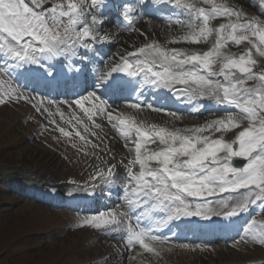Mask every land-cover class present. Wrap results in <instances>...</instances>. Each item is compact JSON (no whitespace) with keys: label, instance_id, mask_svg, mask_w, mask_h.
Masks as SVG:
<instances>
[{"label":"snow or ice","instance_id":"snow-or-ice-1","mask_svg":"<svg viewBox=\"0 0 264 264\" xmlns=\"http://www.w3.org/2000/svg\"><path fill=\"white\" fill-rule=\"evenodd\" d=\"M154 2H167L188 13L187 20L176 21L186 30L174 42L209 44L208 49L198 51L168 48L156 41L146 43L98 72L97 87L114 73L126 74L139 78L140 91L145 87L166 90L174 99L183 97L188 103L207 98L216 106L236 111L201 126L178 128L173 123L180 119L177 111L155 109L170 115L172 121L166 126L149 125L122 111L117 113L96 91L79 96L68 106L82 110L95 129L102 127L95 117L106 119L124 137V147L131 154V159L123 165L126 175L121 191L125 210L116 206L83 218L82 224L110 233L124 231L130 251L139 246L159 258L167 241L154 231L168 228L173 221L191 217L229 219L252 209H259L257 215L264 214V66L257 67L264 60V19L250 15L229 0ZM106 3L107 0H0V56L3 57L0 104L31 99L14 83L17 70L58 58H74L81 49L90 51L97 43L109 42L102 18ZM132 11L131 5L124 7L129 31L134 30ZM260 12L264 13V4ZM218 18L223 22L214 24ZM242 44H246L242 53L230 50V45ZM44 103L37 104L35 111L54 116L43 107ZM46 103L56 104L53 100ZM130 106L141 108L138 96L137 102ZM56 112L64 118L59 105ZM72 119L77 125L83 123L75 113L68 122ZM51 123L65 136L71 135L54 119ZM233 128L241 129L235 139L213 138L214 133ZM82 131L99 139L98 133L87 124ZM75 135L86 144L91 143L94 149L100 147L79 129ZM234 158L245 163L237 167ZM102 162L106 167H98L93 179L99 184L113 185L117 164H109L106 159ZM137 166L138 170H134ZM145 217L152 222L141 227L140 221ZM237 239L264 245V219L251 217Z\"/></svg>","mask_w":264,"mask_h":264},{"label":"rangeland","instance_id":"rangeland-1","mask_svg":"<svg viewBox=\"0 0 264 264\" xmlns=\"http://www.w3.org/2000/svg\"><path fill=\"white\" fill-rule=\"evenodd\" d=\"M229 2L250 15L264 19V13L260 12L264 0H229ZM180 12L188 15L183 10ZM137 16L134 30L119 31L120 38L124 37V40L113 50L115 55L118 52L132 50L148 39L154 40L156 37L162 41L169 40L170 48L206 51L210 46L203 43L187 44L183 41L176 43L174 38L186 29L182 30L174 22L164 23L151 16ZM220 22H223L220 18L213 21L217 25ZM140 32L145 35H141ZM229 47L236 54L246 50V44ZM262 66L264 60H260L257 65V67ZM17 85L20 86L21 92L31 99L0 104V264H142L144 262L152 264L151 261L153 264H264V245L239 240L238 236L227 241L203 244L194 241L189 243L169 241L168 246L163 245L165 256L155 259L150 253L142 254L143 250L130 251L126 247L125 250H121L119 239L109 231L82 224L83 218L108 211L116 206L125 210L123 201H109L106 196L113 186H117L116 182L119 183L125 178L126 170L123 165L131 159V154L124 147L125 139L111 128L106 119L96 117V123L102 126L96 129L99 139L88 136L89 141L100 144V147L94 149L91 143L86 144L75 135L77 129L83 135H88L82 131L85 123L77 125L75 119H72L71 123L68 122L73 113L83 120L85 117L83 113L80 115L72 111L62 100L47 105L46 102L52 100L50 97L39 95L26 85L24 87L20 83ZM41 101L45 102L43 107L53 112L54 116L48 117L44 112L35 111V106ZM115 104V106L125 105L121 102ZM57 105L61 111H67L63 119L56 112ZM141 109L140 117L151 123L166 125L172 121L170 115L164 111H156L154 107L144 106ZM177 113L180 119L173 123L178 128L201 126L225 115L212 111L200 114ZM52 119L71 135L65 136L59 132L58 127L51 123ZM240 130L233 128L223 133H214L213 138L223 137L225 140H233ZM105 145L108 150H105ZM108 152H111V156L108 155L106 158L108 163L117 164L116 181L112 187L99 184L98 180L93 179L98 167H106L102 162L104 159L101 161L99 157ZM134 170H138V166ZM51 181L59 182L58 189L61 191L51 186L53 184ZM89 188H93L99 197L94 203L97 208L92 211L64 209L61 205L41 203L28 196L30 193H48L50 190H56L63 197L52 199L57 200L58 204H64L67 201L65 193L68 190ZM101 201L110 203V206L104 207ZM253 218L264 219V215L255 214ZM134 222L133 219V225ZM132 256L136 258L132 259ZM143 258H145L144 262L141 261ZM138 259L142 263H139Z\"/></svg>","mask_w":264,"mask_h":264},{"label":"bare ground","instance_id":"bare-ground-1","mask_svg":"<svg viewBox=\"0 0 264 264\" xmlns=\"http://www.w3.org/2000/svg\"><path fill=\"white\" fill-rule=\"evenodd\" d=\"M150 1H154V0H150ZM145 3L147 5L149 4L148 1H146ZM123 5L124 6L125 5H131L132 7H134V4L131 2V0H125L124 3H123ZM106 7H107V4H106ZM172 8H175V7L172 5ZM164 15L165 16H171L172 14H168L167 15L166 13H164ZM131 17H132V15H131ZM120 20H124V19H120ZM103 30L105 32H107L109 34V36H110V42L112 43V48H111L110 52L109 51H107V52H108V55H112V52H111L112 49H114V47H118L119 44H120V42H122L124 40V37H122L117 42H115L114 41V35L116 33L112 31L113 29L110 26H108V27L103 28ZM153 41H156V42L160 43L161 45H165L168 48H170L169 47V40L162 41L158 37H156L154 40L148 39V41L142 43L141 46H143L146 43H151ZM98 44L100 45L101 42L98 43ZM137 48H139V47H137ZM136 49H134L132 51H129V52H133ZM127 52L128 51L123 52V53L118 52V56H121L123 54H126ZM70 58H71L70 61H67L62 66V73H63L62 74V78H63L62 81H56V82H53L52 83V85L55 86V88H53L51 90L50 95L53 96V97H55L57 95V92H56L57 91V88H61V91H65V95L64 96L70 95L71 98L76 99L79 96L85 95V91L89 87V85L83 83V81L81 80L80 76H78L77 73L73 69V64L76 61V57H74V58L70 57ZM105 59L107 60V56H105ZM96 62H97L96 59L93 60V61H86V62L84 61V62H82V66H84L83 65L84 63H86L87 65H91V68H90L89 71L91 73H95V75L97 76V73L98 72H101V71H104L105 68H103L102 66L99 69L95 68L94 67V64ZM46 66H47V69H50V70L53 69V66L50 63H46ZM30 67H32L34 70L37 71V65H30ZM37 73L39 75H44L45 74V72H41L42 74L39 73V72H37ZM74 75H75V77H74ZM134 81H139V78H135L134 77ZM104 85H106L108 87V89H109L110 92L115 91V92H122L124 94L128 93L127 98L123 100V101H126V105L125 106L116 107V112L117 113L122 111L126 115L133 116V117L136 118V120H138V121H144L145 123H147L149 125L154 124V123H150L147 119H142L140 117V115H139V111H142V110L134 109L130 105L132 103H134V102H137V96H138L139 97V101L141 102L142 105L143 104H147V105L150 104V105H153L154 107H157V106L159 107L160 106L159 103H158L159 100L162 99L164 96L168 95L167 92H166V90H155L154 91V90H152L151 88H148V87H145V89L143 91H140V86L137 87L136 92H128V91L122 89V87H117V88L113 87L111 79L108 80ZM97 93H98V95H100L101 97H103V94H101L100 91L97 90ZM59 95L62 96L63 94H61V92H60ZM104 97H105V95H104ZM114 99L115 100H118V99H116V97H114ZM205 100L207 102H210V103H213L214 104L213 101L208 100L207 98ZM177 103L179 105H183V107L186 106L185 108H198V111L204 110V108L201 107V106H199L198 104H196L194 106L192 104V102L191 103L186 102L185 98H183V97H180V99H179V101ZM87 106L88 105H86V107ZM76 108L79 109L77 106H76ZM209 109H211V107ZM94 119L96 120V117ZM83 122L85 124L89 125L94 131H96V129L94 128V125H92V123L90 121H88L87 116L83 119ZM167 124L168 123H166V125ZM160 126H162V124H160ZM88 136H90V135H88ZM108 155L111 156V152H108L106 154L103 153L101 155V157H99V159L100 160L101 159H104L105 160L106 158H108ZM52 183L53 184L51 186L56 187V190H60V189H58V187L60 186L59 182H52ZM92 192H93V190H88L87 192L78 191V193H77V191L74 192V191L71 190L69 192V194H68V197H69L70 202L73 203V202H75V201H77L79 199H86V198H88L90 196V194H92ZM212 219H215V223H218V224L221 223V222H224V221L228 220V219H224V218H221V217H213ZM188 220L193 221L196 224H202V219L200 217L185 218V221H188ZM150 221L151 220L149 218H146V217L141 219V222L144 224V226H147L148 225V222H150ZM170 225H171V223H170ZM166 230H168V228L156 230V231H154V234L155 235H158V236H167V237H168V235H172L171 233L165 232ZM178 239H179V237H178ZM166 248H168V247H166ZM164 256H165V250H163L161 252V256L160 257H164ZM160 257L159 258L155 257V259L156 258L157 259H161ZM166 259H167V257H166ZM144 260H145V258H143V260H141V261L144 262ZM141 261L138 259V262L139 263H142ZM151 263L153 264L152 261H151ZM142 264H145V262L142 263Z\"/></svg>","mask_w":264,"mask_h":264},{"label":"water","instance_id":"water-1","mask_svg":"<svg viewBox=\"0 0 264 264\" xmlns=\"http://www.w3.org/2000/svg\"><path fill=\"white\" fill-rule=\"evenodd\" d=\"M234 161L238 165L240 160L239 159H235Z\"/></svg>","mask_w":264,"mask_h":264}]
</instances>
